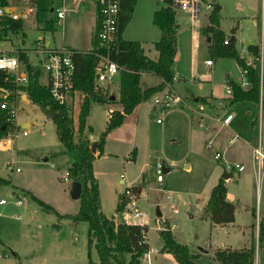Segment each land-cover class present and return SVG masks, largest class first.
<instances>
[{"label":"rangeland","instance_id":"rangeland-1","mask_svg":"<svg viewBox=\"0 0 264 264\" xmlns=\"http://www.w3.org/2000/svg\"><path fill=\"white\" fill-rule=\"evenodd\" d=\"M11 2L21 8L32 6L27 0ZM58 2L38 0L33 4L34 13L24 24L26 46L31 47L38 38H45L48 46L65 44L82 49L90 45L95 21L92 0L86 1L79 12H68L64 27L59 25L52 31L46 29L49 25L43 19L50 16L51 6ZM162 4V0H137L133 17L124 31L126 39L143 41L146 53L152 58L158 56L153 42L161 33L152 21V9ZM207 4L218 7L220 26L226 34L231 35L233 27H237L236 48L240 55H246L245 49L250 43L264 49V0H202L203 8L197 20L188 10L177 8L178 46L173 65L176 78L170 86L185 102L154 107L155 98H162L168 90L165 86L142 101L109 132L103 154L93 162L101 210L118 221H121L116 211L119 194L127 186H143L137 202L150 220L147 233L150 249L159 251L153 252L150 260L143 258L140 264H179L172 253L161 250L164 222L169 223V229L180 243L187 244L192 252H200L197 260L200 264H219L213 258L215 248L228 245L239 248L248 237L250 243L254 240L256 244L255 264H259L260 256L264 258V247L257 242L259 219L264 214V164H258L250 146V143L261 144L264 150V111L259 103L249 100L229 103L230 95L226 91L229 77L242 83L243 74L236 58L218 56L209 45V37L201 30L210 20L212 7L206 8ZM194 32L198 38H194ZM208 59L213 61L212 65L205 63ZM45 75L43 71L40 77L43 82ZM260 77L264 92L261 71ZM142 81L144 87L161 83L152 73H143ZM119 83L120 79L115 77L110 86V93L117 99ZM82 95L77 91L70 101L76 133ZM211 96L220 98L223 104L219 106L215 100L217 105L212 108L198 100ZM115 108H120L119 102L91 101L87 124L92 129L84 133L92 142L99 140L106 128L108 113ZM227 112L232 113L233 119L223 125L221 119ZM26 120L31 127L24 135L21 124ZM10 133L0 137V176L10 179L8 184L0 185V200L5 199L4 203L0 202V264H89L88 223L75 222L71 217L79 212L80 199L71 194L72 176L63 179L79 159L78 152L67 151L58 137L49 108L34 101L19 103ZM229 138L233 142L226 144ZM217 150L223 152L228 162L244 164V170L233 172L226 182L227 197L236 204L238 222L236 228L228 230L216 228L206 214L211 190L223 172V162L214 157ZM158 160L170 167L163 173V182L156 178ZM15 166L20 169L16 170ZM32 194L51 204L63 216L42 207ZM158 209L162 213L160 217ZM91 257L98 260L96 249L92 250ZM120 257L128 262L130 253H120Z\"/></svg>","mask_w":264,"mask_h":264},{"label":"trees","instance_id":"trees-1","mask_svg":"<svg viewBox=\"0 0 264 264\" xmlns=\"http://www.w3.org/2000/svg\"><path fill=\"white\" fill-rule=\"evenodd\" d=\"M12 0H0V3H8ZM20 1V0H19ZM38 0H27L28 4L36 5ZM162 5L154 11L153 23L161 30V37L154 42L158 51L156 59L151 58L146 52L142 41L126 39L123 32L133 17L137 0H119V30L115 43L111 48V56L120 66V96L111 99L110 83H99L96 80L95 61L96 51H105L100 47L98 38V28L93 36V49L88 52H81L74 56L76 63L75 91L83 93L78 113V133L75 131V121L72 115L70 104H59L50 95L49 88L42 84L40 69L31 62L27 54L22 55V61L30 74V83L22 87L35 103L48 107L50 116L55 122L57 134L67 149V151H77L79 159L70 167V175L74 180L82 182L83 189L80 199L79 212L71 217L75 222L88 223V247L89 264H140L145 252L149 251L150 245L147 241L149 225L139 223H128L118 221L115 216H109L101 210V198L99 194V183L94 173V160L103 154L104 145L109 132L120 125L127 114L131 113L138 104L150 98L158 91L165 89L167 82H172L175 77L174 61L178 46L177 6L174 0H162ZM218 7L212 6L209 23L201 28L203 33L209 37V45L218 56L235 57L242 72L247 69L250 87L244 88L239 82L230 80L233 93L228 97L230 104L249 100L256 103L262 101L264 108V96L261 97V78L257 65L246 64L236 48L237 27H233L232 34L228 35L220 26ZM100 21V17H99ZM52 30H55L54 20H46ZM15 28H24L22 21L14 23ZM99 26V25H98ZM228 37V43L225 39ZM253 56H258L260 47L258 44L250 43L247 46ZM143 73H152L161 79L157 86L143 87ZM7 90L10 95L6 98L14 97L18 91V86L11 82L5 74L0 71V91ZM1 97V96H0ZM2 98V97H1ZM100 104L119 102L121 108L110 110L106 128L98 141L92 142L86 133L87 129H92L87 124V116L90 110L91 101ZM202 103L211 105L217 97H200ZM216 103V105H217ZM215 105V104H214ZM14 129V118L9 109L0 108V137H3ZM92 145L96 146L93 152ZM136 151L132 157L135 158ZM9 179L0 176V185L8 184ZM131 188L140 194L141 185H133ZM228 186L226 180L220 177L219 181L212 188L206 205V214L216 225H227L236 219V204L227 198ZM34 199L44 208L55 211L61 215L51 204L43 201L35 195ZM124 192L119 194L116 211L120 212L125 204ZM164 228L161 235L164 241L163 252L172 253L179 264H200L197 262L200 252H192L187 244H182L177 240L168 225L162 224ZM258 245L264 247V214L259 219ZM96 249L98 260L91 257L92 250ZM130 253V259L126 262L120 257V253ZM213 258L219 264H255L256 244L254 240L250 245L231 248L217 247L213 251ZM264 264V263H263Z\"/></svg>","mask_w":264,"mask_h":264},{"label":"built area","instance_id":"built-area-1","mask_svg":"<svg viewBox=\"0 0 264 264\" xmlns=\"http://www.w3.org/2000/svg\"><path fill=\"white\" fill-rule=\"evenodd\" d=\"M88 0H59V3L53 7L54 22L56 26L64 27V19L68 12H79L83 3ZM97 6L98 14L100 17L98 38L100 40V47L105 51H96L95 70L96 80L99 83H110L114 82L115 77L120 75L119 64L112 59L111 48L115 43L119 30V15H120V4L119 0H92ZM177 8L188 10L191 13L193 19L197 20L201 15L202 0H174ZM212 7L207 4L206 8ZM35 6H28L21 8L17 4L12 2L0 3V71L5 76L18 86V91L14 93V97L10 99L6 98L10 95L7 90L0 91V108L9 109L10 114L13 118L18 115V101H20L22 87H26L30 83V74L22 61V55L27 54L31 62L38 67L41 71L46 73L47 81L44 83L49 88L51 97L59 104H70L75 91V75H76V63L74 56L81 52L75 48H71L65 44L55 47L48 46L45 38H38L34 40L32 46H26V33L24 28L16 29L14 26L15 22L22 21L23 23L28 21L34 13ZM48 20H52L49 18ZM52 30V28H46ZM53 31V30H52ZM21 41V43H20ZM225 43H228V37L225 39ZM91 51V50H89ZM246 55H241L244 58L246 64L257 65L263 75L264 73V49H260L258 56H253L248 48L245 49ZM207 65H212L213 61L208 59L205 61ZM242 83L241 86L244 88L250 87L251 83L248 79L247 69L242 72ZM176 77H174L175 79ZM262 80V77H260ZM171 82L166 83L168 90L165 92L162 98H155V106L161 105L163 107H170L173 105L181 104L184 98L173 91L170 86ZM43 84V83H42ZM226 91L228 95L233 93L231 84L226 85ZM27 93V92H26ZM263 93L261 92V97ZM222 101V100H220ZM219 101V105L223 103ZM222 103V104H221ZM261 107L262 101L259 103ZM233 119L232 113H229L222 117L221 122L223 125H228ZM29 128L23 127V134L28 133ZM231 142V140H230ZM210 146L212 144H209ZM254 153L257 159H264V151L261 146L254 149ZM214 157L216 159L223 158L222 152L216 151ZM13 164L15 159H12ZM13 168V165H11ZM166 163L156 161V178L157 181H164V171ZM16 167V170H19ZM224 169L229 172H241L244 170L243 163L225 162ZM70 172L66 173L63 179H68ZM124 178V175L121 174ZM142 193V192H141ZM140 194L135 192L131 186H127L124 190L125 204L123 209L119 212L121 221L128 223H139L149 225V217L143 212L139 206L137 199ZM0 202L4 203L5 199H1ZM22 200L19 199L17 204L20 205ZM159 251L158 248L149 249L145 252L143 258L150 260L153 252ZM1 256V255H0Z\"/></svg>","mask_w":264,"mask_h":264},{"label":"crops","instance_id":"crops-1","mask_svg":"<svg viewBox=\"0 0 264 264\" xmlns=\"http://www.w3.org/2000/svg\"><path fill=\"white\" fill-rule=\"evenodd\" d=\"M93 2V1H92ZM59 3V2H58ZM86 3V2H85ZM15 4V3H14ZM84 4V3H83ZM82 4V5H83ZM93 4H94V6H95V10H94V19H95V21H94V25H93V29H92V31H91V37H90V45L87 47V48H82V49H77V48H75V49H77V50H81V51H89V50H91V49H93V36H94V33H95V31L97 30V28L99 27L98 25H99V14H98V10H97V6L95 5V3L93 2ZM57 5V4H56ZM55 5V6H56ZM54 7V6H53ZM53 7L51 6V9H50V16L49 17H47L46 19H43V22L44 21H46V20H48L49 18H52V20L54 19V12H53ZM155 9V8H154ZM154 9H152V19H153V14H154V12H153V10ZM156 10V9H155ZM154 10V11H155ZM153 21V20H152ZM24 24H25V22H24ZM54 25H56V23L54 22ZM43 28V26H40L39 25V28ZM203 27V26H202ZM48 28H50V27H48ZM197 35V33H195L194 32V38L196 37V38H198V36H196ZM123 37L125 38V36H124V32H123ZM160 37H161V33H160ZM160 37H159V39H160ZM159 39H157V40H159ZM157 40H155V41H157ZM210 40V39H209ZM141 41V40H140ZM154 41V42H155ZM143 42V41H142ZM153 42V43H154ZM63 45V44H62ZM61 46V45H60ZM143 46H144V44H143ZM55 47H58V46H55ZM70 47V46H69ZM71 48H73V47H71ZM145 48V47H144ZM157 51V50H156ZM146 52V51H145ZM157 53H158V51H157ZM150 56V55H149ZM158 57V56H157ZM157 57H155L154 59H156ZM152 58V57H151ZM42 75H43V73H42ZM46 76V75H45ZM176 77V76H175ZM118 78L120 79V75L118 76ZM46 81H47V76H46ZM46 81L45 82H43V81H41L43 84L44 83H46ZM142 83L144 84V81H142ZM143 86V85H142ZM153 86H157V85H153ZM144 87V86H143ZM145 88V87H144ZM77 92V91H76ZM261 92H262V89H261ZM263 93V96H264V92H262ZM82 96H84V95H82ZM73 97H74V95H73ZM83 98V97H82ZM218 98V97H217ZM218 99H220V98H218ZM222 99H224V98H222ZM221 100V99H220ZM32 101V99L29 97V95L26 93V92H23L22 91V95H21V98H20V101H19V103H28V102H31ZM201 102V101H200ZM230 103V102H229ZM215 104V102H213L211 105H209V106H211L212 108H214V107H216V105H214ZM139 105V104H138ZM137 105V106H138ZM136 106V107H137ZM220 106V105H219ZM154 107H155V105H154ZM120 108H121V105H120ZM116 109V108H115ZM261 109H263V111H264V108L263 107H261ZM229 113H231V112H227V113H225V115H227V114H229ZM224 115V116H225ZM262 118H263V116H261V120H262ZM21 126H22V128L23 127H26V128H30L31 127V123L28 121V120H26V121H24V122H22V124H21ZM11 135V133H9V134H7V136H10ZM13 136V135H12ZM253 139L254 140H256V136H254L253 137ZM230 140H231V142H230ZM233 142V139L232 138H229V139H227L226 140V144H231ZM250 146L253 148V150L256 148V147H258V146H253L251 143H250ZM259 146H261L262 147V145L260 144ZM263 149V148H262ZM217 151H220V150H217ZM264 151V150H263ZM220 152H222V151H220ZM222 155H223V158H221V159H217V160H221L222 162H223V171H226L225 169H224V163L225 162H227V160L224 158V154H223V152H222ZM254 156H255V158H256V155H255V153H254ZM13 159V158H12ZM216 159V158H215ZM257 159V158H256ZM257 161H258V164L259 165H263L264 164V159H257ZM175 163V162H174ZM189 166L188 167H190V164H188ZM18 167V166H17ZM187 167V168H188ZM14 168H16V166L14 167ZM165 171H168V170H165ZM227 172H229V171H227ZM231 173H233V172H231ZM6 179H8V178H6ZM220 179V178H219ZM10 180V179H9ZM228 180V179H227ZM227 180H226V182H227ZM227 184V183H226ZM143 187V186H142ZM142 192H143V190H142ZM142 194V193H141ZM32 195H34V194H32ZM36 196V195H35ZM39 198V197H38ZM228 198V197H227ZM230 200V199H229ZM232 201V200H231ZM234 202V201H233ZM208 216V215H207ZM117 217H119V215L117 216ZM237 224H238V222H237V213H236V219H235V221L233 222V223H230V224H227V225H216L215 224V227L216 228H218V227H221V228H225V229H227L228 230V228H231V227H234V228H236V226H237ZM252 225H253V223H252ZM251 225V226H252ZM239 227H242V225H240ZM244 227V226H243ZM242 227V228H243ZM244 230V229H243ZM244 232H246L245 230H244ZM249 238L250 237H248L247 239H246V241L244 242V245L243 246H241V247H244V246H247V245H249ZM149 243V242H148ZM149 245H150V243H149ZM219 247H221V246H219ZM222 247H231L232 248V246H230V245H228V246H222ZM240 248V247H239ZM214 249V248H213ZM259 264H263L264 263V258H261V256L259 257V262H258Z\"/></svg>","mask_w":264,"mask_h":264},{"label":"water","instance_id":"water-1","mask_svg":"<svg viewBox=\"0 0 264 264\" xmlns=\"http://www.w3.org/2000/svg\"><path fill=\"white\" fill-rule=\"evenodd\" d=\"M116 96L115 95H112L111 96V99H114ZM92 150L93 152L96 151V146L95 145H92ZM172 166H181L179 164H172ZM189 165L186 164V167H188ZM170 167H166L165 170H169ZM233 176V173L231 172H227V171H223L222 174H221V177L225 180L229 179L230 177ZM82 189H83V185H82V182L79 181V180H74L73 183H72V189H71V194L74 198H80L81 197V194H82ZM162 213L161 211L158 209L157 211V216H161ZM206 251V250H205Z\"/></svg>","mask_w":264,"mask_h":264}]
</instances>
